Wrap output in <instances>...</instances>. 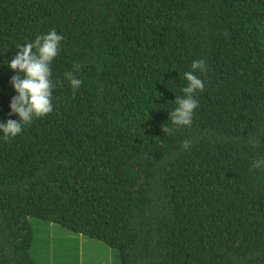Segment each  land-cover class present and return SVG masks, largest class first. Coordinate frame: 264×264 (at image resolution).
Returning <instances> with one entry per match:
<instances>
[{
    "label": "trees",
    "instance_id": "1",
    "mask_svg": "<svg viewBox=\"0 0 264 264\" xmlns=\"http://www.w3.org/2000/svg\"><path fill=\"white\" fill-rule=\"evenodd\" d=\"M50 29L53 111L0 133V264H34V218L119 264H264V0H0V123L16 46ZM195 59L192 124L164 134Z\"/></svg>",
    "mask_w": 264,
    "mask_h": 264
},
{
    "label": "clouds",
    "instance_id": "2",
    "mask_svg": "<svg viewBox=\"0 0 264 264\" xmlns=\"http://www.w3.org/2000/svg\"><path fill=\"white\" fill-rule=\"evenodd\" d=\"M63 39L62 35L50 29L46 34L36 35L23 46L20 44L16 46L19 51L7 66L16 70V74L10 77V83L17 95L11 98L9 107L11 113L18 115L19 121L8 119L0 123V133H3L5 140L20 134L24 126L29 125L34 119L43 118L53 111L52 90L55 84L51 79V64L60 51ZM73 67L78 69L79 65ZM206 72V61L203 59L193 60L190 70L183 72L182 76L187 84L181 89L183 95L175 96L174 109L168 112L170 124L161 125L164 134L170 135L178 128L191 126L194 111L199 106L196 93L204 90L205 84L201 77ZM65 78L74 91L82 84V80L75 77L71 71L65 73ZM258 143L257 140L249 138L252 147H256ZM181 148L189 149V141H182ZM252 168L264 169V156L257 157L252 163Z\"/></svg>",
    "mask_w": 264,
    "mask_h": 264
},
{
    "label": "rangeland",
    "instance_id": "3",
    "mask_svg": "<svg viewBox=\"0 0 264 264\" xmlns=\"http://www.w3.org/2000/svg\"><path fill=\"white\" fill-rule=\"evenodd\" d=\"M34 264H119L116 249L49 220H30Z\"/></svg>",
    "mask_w": 264,
    "mask_h": 264
}]
</instances>
